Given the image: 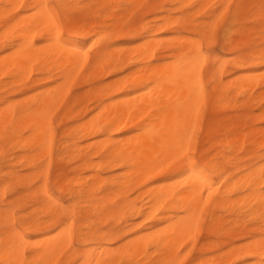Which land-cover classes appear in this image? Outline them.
I'll return each mask as SVG.
<instances>
[{"label":"bare ground","instance_id":"1","mask_svg":"<svg viewBox=\"0 0 264 264\" xmlns=\"http://www.w3.org/2000/svg\"><path fill=\"white\" fill-rule=\"evenodd\" d=\"M57 1L63 11V21L66 25L70 24V31L62 29L58 33H53L45 26L51 17L61 20L49 0L31 2L0 0V18L10 16L9 13L23 6L28 7L26 15H20L22 18L10 25L7 24L9 23L7 20V23L1 27L6 29L1 31L0 40L7 38V44L0 49L9 52L0 56V82L7 77L12 79V83L31 79L32 87H36L41 81L47 82L54 76H58L61 80L30 101L29 104H33L32 108L21 111L7 104H5L7 107L0 108V156L4 160V165L0 163V178L6 176H10L13 180L20 178L13 172L5 171V168L10 166V159H7L8 155L4 151L9 144H12L14 149L34 152L30 157L32 167H35L40 159H48L45 168L37 166L32 177L44 176L45 180L48 178L54 140L52 114L59 104H66L69 85L88 64L92 63L90 75L93 79L91 80H97L106 64L113 71L130 70L137 66L138 68L132 73L129 72L127 77L136 75L134 87L144 93L140 92L141 95L138 94V97H135L136 94L133 96L135 98L128 96L119 98L118 101L115 99L116 102L113 100L114 97L127 90V82L119 85L110 82L89 94L90 101L97 104L96 108L100 109L90 119H86L84 111L75 112L72 107L68 108L64 119L77 123L66 130L65 136L71 143L60 147V150L67 149V153L76 159L82 157L85 151L95 149L93 154L84 157L81 166L74 168V171L88 170L93 174L85 182L81 181V178L70 181L79 188L68 191L67 194L73 201L68 207L54 198L45 184L39 191L27 195L37 198V202H34L38 203L39 207L34 213L38 215H22L16 218L13 212L0 211V261L10 260L12 264H129V262L130 264H182L183 258L179 256L181 249L186 243L188 244L198 229L207 208L212 206L214 210H233L250 217L254 222L264 219V175L261 174L264 163L257 165L259 157L255 159L256 162H252L250 171L244 174L240 173L241 168L238 165L235 171H231L229 163L228 166L225 165L226 152L219 160L216 157L207 159L206 164L216 173L215 175L201 167L199 168L203 171V176L198 177L190 171H185L193 165H198L196 159L190 155V151L198 125L200 107L206 104L207 100L203 75L206 55L201 41L190 42L183 39L187 44H182L184 46L175 55L173 61L162 66L153 64L159 46L155 39L140 47L137 56L131 62L130 54L117 56L115 52H107L106 45L100 47L92 57L87 48L76 39L84 34L81 31L83 25L69 15L72 8L68 3L72 0ZM176 1L188 4L192 0ZM195 1L199 3L204 1L203 3L206 4L205 1L213 0ZM222 1L226 5L223 6L224 8L232 2V0ZM244 1L239 0L237 3L235 19L232 23H236L237 17L244 12ZM134 3L139 4V1ZM208 4L210 3L198 7L204 8ZM224 8L221 11H224ZM177 21L178 19L175 18L168 24L170 26ZM182 26L189 30L193 27L192 24ZM117 28L122 29V26L117 25ZM163 28L164 26L153 29V26L148 24L139 28L138 32L141 34L153 30L158 32ZM238 31L237 29L233 31V27L226 31V42L229 43L234 38L233 32ZM65 32L73 36L70 37L71 44H56L48 39L52 35L57 38L63 37ZM89 33L91 31L86 35ZM129 34V31L121 33L122 36ZM188 38L193 39L189 36ZM40 41L43 44H39ZM248 46L249 42L241 34L234 50L241 51ZM225 65L226 61H223L220 67L224 68ZM233 66L238 70L258 66H263L264 69V49L242 53L234 61ZM149 71L151 74L147 76ZM36 75L41 78L33 79ZM241 75L233 77V80H227L221 86L223 96L231 90L248 92L264 85V70L262 73L260 71V74ZM39 87H42V84ZM76 101L73 100L68 104H83L80 99ZM259 135L264 140L263 128L254 127L248 134L236 137L231 142L254 139ZM209 136L212 137L213 133L210 132ZM82 142L85 144L82 145ZM232 145L230 144L233 150ZM94 156L100 157L101 161L95 162ZM106 173L112 175L104 178ZM216 177L220 178L219 181ZM22 179L24 180V177ZM153 181L157 183L148 184ZM23 185L28 187L29 182L24 181ZM132 185L134 186L131 187ZM103 186L109 187L111 191L99 197ZM134 190H141L139 197L136 195L138 199L143 198L145 201L141 205H138L136 200H130V192ZM6 193L5 188L0 190V198ZM75 197L86 199L96 211L94 215L98 216L99 220L105 221L109 218L117 221L125 220L128 224L127 229L120 234L107 233L99 231L94 221L83 223L85 216ZM18 199L9 203L13 204ZM107 204H116V206L106 209ZM41 213L46 214V220L42 221L38 218ZM5 217L10 225L19 224L17 231L23 235V240H17L14 245L9 240L7 248L4 245L3 233ZM138 218H142V221L136 222ZM146 223L148 225L145 230L140 232V226ZM42 230L45 232L38 235ZM222 230L224 229L212 227V232L215 233ZM130 232L138 234L124 241L125 236H129ZM259 234L263 235L260 239L252 243L250 241L242 252L239 249L237 264H257L260 259H264V253H261L258 247L260 241L264 239L263 227L259 228ZM76 240L80 248L73 251ZM226 252L229 254L228 251ZM196 264L209 263L206 259H199Z\"/></svg>","mask_w":264,"mask_h":264},{"label":"rangeland","instance_id":"2","mask_svg":"<svg viewBox=\"0 0 264 264\" xmlns=\"http://www.w3.org/2000/svg\"><path fill=\"white\" fill-rule=\"evenodd\" d=\"M31 1L32 0H28V2ZM138 1L139 4L131 2V0L70 1L68 3V6L72 8L69 13L70 17L83 25L81 31L84 35L76 39L87 48L86 50L92 57L100 47L106 45L107 52L109 53L115 52L117 56L130 54V62L137 56L140 47L155 39L159 43V46L157 47L156 57L153 64L159 66L166 65L165 63L174 60L175 55L180 52L182 46L187 44V41L183 42L184 40L190 42L196 40L201 41L203 52L206 55V62L203 66V75L207 90V100L206 104H202L200 107L198 125L194 133L190 155L196 159L199 167L207 169L209 173L213 175L216 173L206 164L207 159L216 157L219 160L224 152H226L227 155L225 165L228 166L229 163L231 171H235L238 165L241 168L240 173H248L251 169V165L256 162L255 159L258 157L259 162L257 165H262V163H264V140L261 135L254 139L247 138L237 140L239 142L236 141L234 143L231 141L236 137L248 134L254 127L260 129L263 128L264 130V85L249 90V93L231 90L227 92L225 96H223L221 86L227 82V80H233V77H240L241 74L244 76L245 74L249 75L251 73L260 74V71L262 73L264 70L263 66L239 70L233 66L234 61L238 59L242 53H250L257 49H264V0H245L244 12L237 17L236 23L232 22H234L235 19L234 13L239 0H232L227 8L223 7L225 4L222 0H213L211 2L205 1L206 4H210L204 6V8L202 7L203 9L199 7L201 4L206 5L203 3L204 1L199 3L192 0L188 4H184L181 1L177 2L176 0ZM49 2L50 5L56 9L58 16L63 21L64 15L59 2L57 0H49ZM130 2L134 3V5ZM256 4L259 5L256 6ZM223 8L224 11H221ZM27 10L28 7L23 6L9 13L8 15L10 16H3L0 18V37H2L1 31L6 29V27L4 29L1 27L7 23V20L9 22L7 23L8 25L13 24L17 19L22 18L23 14L26 15L28 12ZM20 15L22 16L20 17ZM15 16H17L16 19H14ZM100 18H102V20ZM175 18L178 19L177 23L169 26L168 23ZM167 20L170 21L168 22ZM237 23L240 26H238ZM148 24L152 25L153 29H158L162 26H164V28L163 30H158V32H155L154 30L150 33L141 34L138 32L139 28ZM184 24H192L193 27L191 30L185 29L182 26ZM117 25L122 26V29L117 28ZM210 27H213V29H210ZM232 27L233 31L235 29L239 31L233 32L234 38L227 43L226 31ZM200 30L202 33H200ZM90 31L91 33L86 35ZM124 31H129L130 34L122 36L121 33ZM241 34H243L245 39L249 42V46L244 50L236 51L234 48L236 47V42L240 39ZM65 35L69 38L73 37L69 32H65L64 36ZM188 36L195 40L189 39ZM1 39L0 48H4V45L7 44V38ZM39 44H43L42 41H40ZM8 52L9 51L7 50L3 51L0 49V56ZM223 61H226V65L224 68H221L220 64ZM137 68V66H134L130 68V70L118 69L113 71L112 68L106 64L104 65L103 73H100L97 80H91L93 79L90 75L92 71V63L88 64L79 72L76 79L68 87L66 104H59L52 114V130L54 132L53 152L50 171L46 180L44 176L32 177L36 172L37 166H42L43 169L45 168L48 159H40L35 164V167H32L30 164V157L34 155V152H25L19 148L14 149L12 144L5 147L4 151L8 155L7 159H10V166H7L5 171L9 173L13 172L20 176V178L15 180L10 176L0 178V190L5 188V192H7L4 197L0 198V211L9 213L13 212L15 213L16 218L22 215H38L34 213L39 207L38 203L35 204L37 198L28 197L27 195L30 192L39 191L45 184L54 198L59 200L63 206L68 207L73 202L67 193L70 189H78L79 187L75 186L74 183L71 184L70 181L74 178H81L80 180L85 182L93 174L88 170L80 171L78 169L74 171V168L81 166L84 162V157L93 154L95 149L85 151L82 154V157H77L76 159H74L70 153H67V149L63 150L62 148V151L60 150V147L71 143L70 139L65 136L66 130L77 123V121L72 122L69 119H64V116L66 115L68 108L72 107L75 112L84 111V114L87 116L86 119H90L91 116H93L94 113H98L100 109L96 108L97 104L90 101L89 94H92L93 90L96 88L110 82H116V85L127 82L126 86L128 87L126 91L116 95L113 100L116 99L118 101L119 98L123 99L128 96L131 98L138 97V94L141 95L140 92L142 91L136 90L134 87V81L137 78L136 75H133L134 77L130 75V78L127 77L129 72L132 73ZM147 74V76H149L151 71ZM38 78L41 77L39 75L33 77V79ZM3 79L4 81L0 82V108L3 109V107L5 108L7 105H13L21 111L32 108L33 104L29 103L34 100L40 92L61 82L58 76H54L51 80L47 82L41 81L36 87H32L31 79H23V82L19 83H12V79L9 77ZM41 84L42 87H39ZM136 94L137 96H135ZM78 99H80L83 104H68L73 100L78 101ZM17 101L20 102L17 103ZM228 106H231V108ZM210 132L213 133L212 137L209 136ZM229 142L230 144H233V150L231 149ZM83 144H85V142H82V145ZM11 147L12 149H10ZM23 156H26L27 158H24ZM93 160L99 162L101 161V158L94 156ZM3 162V157L0 156L1 165H4ZM111 175L112 174L106 173L103 177L107 178ZM23 177L24 180L22 179ZM216 179L219 181L220 178L216 177ZM47 180L49 181L47 182ZM24 181L29 182L28 187L23 185ZM154 183L157 182L153 181L148 184ZM133 186L134 185L131 187ZM110 191L111 189L109 187L103 186L99 197L106 195L107 192ZM139 192L141 193V190L131 191L130 200H136L137 204L141 205L144 200L143 198L138 199L140 195ZM16 198H19L16 202L13 204L9 203ZM75 200L80 203L79 205L85 216L83 223L94 221V225L99 231L107 233L117 232L120 234L127 229L128 224L125 220L117 221L116 219L109 218L105 221H101L98 216L94 215L96 211L92 209L88 202H86V199L75 197ZM115 206L116 204H107L105 208L109 209ZM38 218L44 221L47 219V216L45 213H41ZM137 220L138 221L136 222H140L142 221V218H138ZM147 225L148 223L140 226V232H143ZM213 226L218 229L223 228L224 230L218 233L212 232ZM260 227L264 228V219H259L254 222L250 217L238 214L233 210H214L211 206L207 208L198 229L190 238L188 244L186 243L181 249L179 256L183 258L182 264H196L199 259H206L209 264H237V252L239 249H241L242 252V250L246 249L250 243L263 236L259 234ZM255 229H257L256 232ZM44 232L45 230H42L38 235H42ZM137 234L138 233L130 232L129 236H125L124 241L128 237L131 239ZM121 242L122 241H120V243ZM79 248L80 245L77 240L74 241L73 251ZM226 251H228L229 254ZM65 255L66 254H64L63 257H65ZM248 262H252V260H248Z\"/></svg>","mask_w":264,"mask_h":264},{"label":"snow or ice","instance_id":"3","mask_svg":"<svg viewBox=\"0 0 264 264\" xmlns=\"http://www.w3.org/2000/svg\"><path fill=\"white\" fill-rule=\"evenodd\" d=\"M46 27H49L53 33H58L62 29H66L67 31H70V24L66 25L64 21L58 20L55 17L49 18L47 21ZM48 39L56 44H71V39L67 37V35L63 37L57 38L55 35L49 36ZM185 171H190L193 175L196 176H203V171L199 168V165H193L190 169H185ZM261 174L264 175V169H261ZM19 224L10 225L7 221V218L5 217L3 221V233L5 236L4 245L5 248L9 247V240L14 245L17 240L22 241L23 235L19 231ZM261 253H264V239H262L258 245ZM0 264H12V261L5 260L0 261ZM130 264V262H129ZM257 264H264V259H260Z\"/></svg>","mask_w":264,"mask_h":264}]
</instances>
